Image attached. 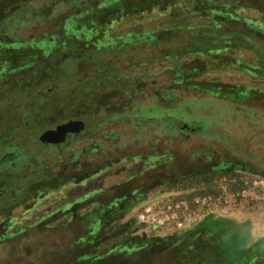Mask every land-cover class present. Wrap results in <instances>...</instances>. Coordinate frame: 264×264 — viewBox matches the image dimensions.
Returning a JSON list of instances; mask_svg holds the SVG:
<instances>
[{
  "label": "rangeland",
  "instance_id": "374dc122",
  "mask_svg": "<svg viewBox=\"0 0 264 264\" xmlns=\"http://www.w3.org/2000/svg\"><path fill=\"white\" fill-rule=\"evenodd\" d=\"M65 2L0 0V14L10 12L19 5L30 4L31 8H37L47 3L54 4V13H57L65 9ZM238 13L248 22L264 27L263 12L256 7L239 8ZM177 16L175 10L154 9L114 22L106 37L119 39L124 36L125 41L111 47L101 44L103 47L98 58L83 65L87 69L85 73L66 74L67 78L64 75L56 80L60 88L56 89L51 103L40 112L25 103L20 104L17 111H12L8 104H15L18 97L9 98L12 92L5 93L11 82L30 70L7 71L0 77V98L6 95L0 105V130L16 129L8 143L0 142V163L17 150L22 152L17 158L20 163L25 156L31 155L34 157L32 161L39 166L47 163L53 175L62 172L63 180H68L66 185L48 195L31 198L13 208L8 215L0 216V264H98L78 260L82 248L77 241L87 229L89 219L85 212L90 206L85 203L73 205L79 196L86 194L94 198L100 193L105 203L114 196L138 198L121 220L122 224L137 220L124 236L141 239L181 235L210 217L231 234L234 242L226 249V255L231 260L246 258L251 253V247L262 242L264 199L246 196L227 203L221 195L225 187L234 194L244 188L251 189L253 180L264 181V95L255 92L247 100L237 101L204 87L213 83L264 89V79L254 73L253 68L246 70L235 65L227 66L233 59H241L249 65L258 63L259 59L248 49L226 52L219 59L209 54L182 55L176 61L158 58L166 51L170 53V48L176 49L179 54L191 46L201 45L189 38L186 31L178 29L171 30L166 34L167 38L159 42L147 35L153 30L168 29ZM30 19L31 14H26L25 9L23 17L16 18L13 23L11 36L16 35L21 40L39 39L44 33L53 31L50 20L45 22L41 16L32 22ZM193 20L194 23L199 22L197 18ZM133 33L139 34V38L127 40ZM259 40L263 41V38ZM82 46L79 43L78 48ZM42 52H36L39 58L31 69L40 68L43 73L48 62L42 60ZM23 56L25 59L35 56L34 50L19 52L0 43V71L10 60L19 63ZM215 59L223 67H215L217 64L214 63V69L207 68L209 60ZM61 62L65 68V59ZM199 66L201 71L193 70ZM94 74L100 76L99 87L93 93L72 100L71 96L76 91L74 88L79 87V79L83 78L82 83H86ZM181 74H185L183 79L179 77ZM45 77H48L47 73ZM183 82L188 85H183ZM53 83L49 82L48 86ZM167 92L176 99L173 107L164 98ZM87 99H92L89 104ZM33 100L35 106L42 101L40 97ZM21 102L22 99L18 104ZM22 116L31 122L27 124ZM69 120L84 121L88 130L70 134L67 141L61 144H46L40 139L45 131ZM166 120L177 124L167 128ZM183 122L191 126H205L210 132L199 134L182 130ZM193 151L211 153L213 159L208 160L201 153L192 160L189 153ZM165 152L175 154L176 159L164 163ZM75 155L78 158L74 161L72 157ZM220 159L237 167H234L231 176L216 177L212 188L206 183H198L201 176L193 181L198 184L197 190H170L167 185L159 184L164 171L188 166L198 170L208 169ZM27 172L23 177L6 174L0 177V184L5 187L10 178L23 183L31 176ZM237 180L241 182L235 185ZM229 183H232L231 186ZM200 192L211 194L212 204L207 209H195L191 220L182 229H152L137 219L144 205L182 197L191 199ZM257 192L260 196L263 189ZM193 193L196 194L192 197ZM71 207L72 210H69ZM45 218L48 219L43 220ZM8 229L26 230L3 239L2 234ZM228 235L225 233L223 237Z\"/></svg>",
  "mask_w": 264,
  "mask_h": 264
},
{
  "label": "trees",
  "instance_id": "16d2710c",
  "mask_svg": "<svg viewBox=\"0 0 264 264\" xmlns=\"http://www.w3.org/2000/svg\"><path fill=\"white\" fill-rule=\"evenodd\" d=\"M30 6V4L19 5L10 12L0 14V43L19 52L33 49L35 53V56L30 58L26 57L25 59L23 56L19 63L10 60L6 65H3L2 71H0V77L7 71H20L22 69L31 71L16 78L5 89V93L7 91L12 92L8 95L9 98L18 97L15 104H8L12 111H17L18 106L25 103L29 108L40 112L44 106L51 103L56 89L60 88V84L55 83L56 80L64 77V75L67 78L66 74L71 76V73H85L87 69L83 65L98 58L99 51L103 47L101 44H108L111 47L118 46L125 41L124 36L119 37V39L113 36L106 37L109 27L114 22L129 15L150 12L154 9L175 10L178 12V16L168 29L153 30L147 33L151 40L155 39L159 42L162 38L166 39V34L172 32L171 30L178 29L179 31H186L189 38L201 44L199 47L198 45L191 46L179 54L176 53V49L170 48V53L166 51L158 58L176 61L182 55L201 56L209 54L215 55L219 59L228 52L248 49L258 57V63L249 65L241 59H233L227 63V66L235 65L246 70L253 68V72L264 79V27L260 26L261 24L248 22L238 13L239 8L256 7L264 15V0H66L65 9L59 10L57 13H54L56 8L54 4L47 3L37 8ZM25 9L26 14L32 16L31 22L37 16H41L45 22L50 20L53 31L44 33L39 36V39L21 40L16 35L11 36L13 23H15L16 18L23 17ZM195 18L199 19L198 23L193 22ZM20 21L21 19L18 22L20 23ZM262 23L264 24V20ZM130 36L127 40L137 39L140 35L133 33ZM261 37L263 41L259 40ZM79 43L83 44L81 49L78 48ZM39 51H43L42 60L48 62L43 73L40 68L31 69L33 63L37 64L36 59L39 56L36 52ZM150 58L149 56L148 59ZM64 59L65 68L61 62ZM214 63L217 64L215 67H223V64L218 65V60L215 59L209 60L207 68L214 69ZM193 70L201 71L202 69L199 66ZM45 73L48 77H45ZM96 75L88 78L89 81L86 83H82L83 78L79 79L77 82L79 87L74 88L76 90L75 95H72L71 99L78 100L88 93H93L99 87L101 80L100 76ZM184 76L185 74L179 75L182 79ZM39 80H42L41 83L35 86ZM51 81L54 83L48 86ZM183 85L187 86L188 83L183 82ZM204 87L237 101H245L255 92L264 95V89H253L240 85L211 83ZM165 95H167L164 97L167 104L173 107L176 104V99L170 96L168 92ZM5 96L3 94L0 98V105L3 104L2 99ZM36 97H40L42 100L41 104L38 103L39 106L34 105L33 99ZM21 99L22 102L18 104ZM91 100L87 99V103L89 104ZM22 117L23 120L25 118L24 121L27 124L31 122V120L26 119V116ZM164 123L167 128H172L177 124L170 120H166ZM182 125V130L194 131L199 134L209 131L205 126L197 124L191 126L183 122ZM14 131L16 129L12 128L0 130V142L8 143L10 135ZM11 146L9 147L11 148ZM14 152H16L14 155L10 154L1 161L0 177H5L6 174L23 177L27 171L31 173V176L23 183H17L10 178L4 184L5 187L0 184V216L8 215L13 208L25 204L31 198H42L68 182L66 179L63 180L62 172L53 175L47 163L39 166L35 161H32L34 157L31 155L25 156L20 163L17 158L22 152L17 150ZM201 153H204L208 160L213 159L211 153L201 151L190 152L189 157L195 160ZM163 156L164 163L176 159V155L171 152H165ZM72 158L75 161L78 156L75 155ZM212 166V168L209 167L210 169L198 170L194 169L193 166H188L164 171L159 184L167 185L170 190L177 188L197 190L198 184L193 181L201 176L198 183H206L208 187L212 188L216 177L228 176L233 172L234 167H237L230 163L226 164L224 159H220L219 163ZM238 168L244 169L245 167L238 166ZM234 175L233 173L232 176ZM236 182L235 185L241 181L237 180ZM194 194L196 193H193L192 197ZM197 195L211 194L200 192ZM91 197L88 194L79 196L73 205L85 203L90 206L85 212L89 219L87 229L77 241V244L82 248L79 261L97 262L98 264L107 262L111 264H264V238L260 244L251 247V253L246 258L231 260L226 255V249L234 242L230 237L231 234L227 229H222L221 223H215L210 217L181 235L143 237L141 239L129 237V235L124 236L125 231L133 228L137 220H130L126 224H122L121 220L124 213L131 209L138 198L114 196L105 203L102 201L103 198H100V193L94 198ZM72 207L69 210H72ZM46 219L48 218L43 220ZM24 230L26 229L14 231L8 229L2 234V238H12L22 234ZM225 233L229 234L227 238L223 237ZM110 243L112 245H109Z\"/></svg>",
  "mask_w": 264,
  "mask_h": 264
},
{
  "label": "built area",
  "instance_id": "2783aa9c",
  "mask_svg": "<svg viewBox=\"0 0 264 264\" xmlns=\"http://www.w3.org/2000/svg\"><path fill=\"white\" fill-rule=\"evenodd\" d=\"M235 179L232 180L234 182ZM232 183H229L231 186ZM263 189V192L259 196L258 189ZM258 197L264 199V181L253 180L251 189H242L237 193H231L228 187L223 190V195L226 202L234 203L237 197ZM213 197L211 195L201 196L197 195L191 199L179 198L165 203H157L155 205H144L137 215V219L140 223L152 228V229H182L191 220V216L195 209L201 207L207 209L211 206Z\"/></svg>",
  "mask_w": 264,
  "mask_h": 264
},
{
  "label": "water",
  "instance_id": "95a60500",
  "mask_svg": "<svg viewBox=\"0 0 264 264\" xmlns=\"http://www.w3.org/2000/svg\"><path fill=\"white\" fill-rule=\"evenodd\" d=\"M86 129V123L82 120H69L58 125L55 129L45 131L40 139L46 143L61 144L67 141L70 134L80 133Z\"/></svg>",
  "mask_w": 264,
  "mask_h": 264
}]
</instances>
